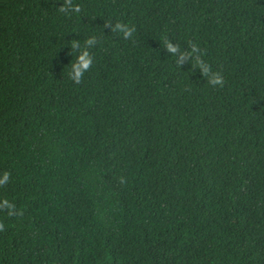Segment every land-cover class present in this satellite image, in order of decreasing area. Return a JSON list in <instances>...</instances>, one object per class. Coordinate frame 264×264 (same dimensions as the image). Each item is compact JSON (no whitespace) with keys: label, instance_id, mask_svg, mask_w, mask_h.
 I'll return each mask as SVG.
<instances>
[{"label":"trees","instance_id":"trees-1","mask_svg":"<svg viewBox=\"0 0 264 264\" xmlns=\"http://www.w3.org/2000/svg\"><path fill=\"white\" fill-rule=\"evenodd\" d=\"M0 264H264V0H0Z\"/></svg>","mask_w":264,"mask_h":264}]
</instances>
